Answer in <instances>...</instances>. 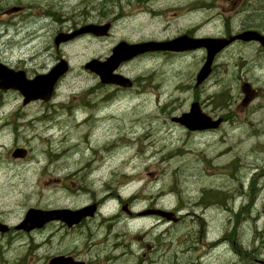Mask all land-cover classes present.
Listing matches in <instances>:
<instances>
[{"label":"rangeland","instance_id":"rangeland-1","mask_svg":"<svg viewBox=\"0 0 264 264\" xmlns=\"http://www.w3.org/2000/svg\"><path fill=\"white\" fill-rule=\"evenodd\" d=\"M32 1L0 0V62L41 73L64 57L69 69L49 102L22 105L17 91L0 89V221L11 227L0 234V264H47L59 253L90 264H135L132 252L121 255L114 242L161 247L157 264H264V48L235 42L216 55L197 87L204 49L123 63L117 72L136 84L108 96L87 91L96 80L83 68L120 40L223 36L253 28L247 25L256 16L264 27V9L255 12L259 0H45L53 18L37 15L38 3L9 12ZM106 22L105 37L54 44L62 27ZM244 81L257 90L246 106ZM192 101L222 117L219 127L190 132L170 120ZM97 108L102 117L80 123ZM18 147L27 154L15 160ZM206 190L222 191V205L201 203ZM90 199L102 200L101 213L74 231L58 222L30 232L12 228L29 208L73 209ZM151 206L187 215L175 224L137 215Z\"/></svg>","mask_w":264,"mask_h":264},{"label":"water","instance_id":"water-1","mask_svg":"<svg viewBox=\"0 0 264 264\" xmlns=\"http://www.w3.org/2000/svg\"><path fill=\"white\" fill-rule=\"evenodd\" d=\"M110 23L105 24H86L70 33L60 32L54 37V44L58 46L69 39L81 34L90 33L95 36H104L108 33ZM236 41L257 42L264 47V32L255 29H243L228 36H199L193 37L187 34H180L166 40H146L141 42H128L120 40L113 46L110 54L104 58H91L84 64V68L95 73L100 82L107 84H116L123 87H130L131 80L115 70L123 62H126L140 54L152 51H171L185 52L195 49H205V59L195 76V86L201 84L211 73L212 64L215 56ZM68 70L66 59L60 58L54 66L46 73L36 74L33 77H26L24 71L14 70L0 62V89L17 90L22 96V103L27 104L31 101L42 100L49 101L55 90L58 79ZM240 92L243 94L241 105L246 106L253 100L257 91L250 83L244 81L241 83ZM170 120L182 125L189 131H205L216 129L222 121V117L213 119L205 114L197 101H193L188 111L182 112L178 116H172ZM26 150L18 147L11 152L13 158L25 157ZM96 210L95 204H90L77 209L53 208L37 209L29 208L23 219L14 226L16 230L29 232L34 229L42 228L51 221H61L70 227L79 223L86 217L94 216ZM140 214H153L165 218L166 220L176 221L172 211L160 208H150ZM9 226L0 222V233L9 230ZM47 264H85L82 261L74 260L69 255H56L51 257Z\"/></svg>","mask_w":264,"mask_h":264},{"label":"flooded vegetation","instance_id":"flooded-vegetation-1","mask_svg":"<svg viewBox=\"0 0 264 264\" xmlns=\"http://www.w3.org/2000/svg\"><path fill=\"white\" fill-rule=\"evenodd\" d=\"M34 3H38L37 4V15L39 16H43L44 18L45 17H49V18H53L54 14L52 12H50V10L47 9L46 5H45V0H38V2L35 1H32V2H23V3H19L18 5H15L13 6L12 8L9 9V12H11V14H18V13H21L23 11V9H28L29 11L33 10L34 8L32 7L34 5ZM32 5V6H31ZM76 27L75 26H70L69 28H63L62 29H65L66 31L65 32H70V31H73ZM109 34V33H108ZM71 41V40H69ZM166 53H169V54H172V55H178V54H183V53H175V52H166ZM154 54V52H150V53H146V54H143L141 56H138V58H142V57H147V56H150ZM13 69H17V70H22L24 71L25 75L27 77H32L33 75L37 74V70L36 68L33 69V73H30L28 71V68H26V66H22V68H13ZM42 73V72H41ZM88 75L92 76L96 82L94 85L90 86L87 91L90 92V90H93L94 93L96 92H100V95H111L112 93L114 92H118V91H125V90H132L136 84L135 80H131L132 82V85L129 87V88H124V87H121L119 85H114V84H105V83H102L98 80V77L95 73L93 72H87ZM111 90H113V92H111ZM106 101L108 99H105ZM105 101V102H106ZM105 102L103 103H99V104H104ZM97 105V104H96ZM104 109L103 108H97V109H94L93 111H91L86 117L83 118L82 122H80L81 124H84L83 121H85L86 119L89 121L90 118H95V120L97 121V117L100 113V116L99 117H102L105 113H104ZM92 121V120H91ZM88 123V122H86ZM87 126H89V124H87ZM110 153L107 152L106 155L108 157ZM102 158L105 156L104 155H101ZM16 160V159H15ZM104 195V194H103ZM89 204H95L96 205V213L99 214L101 213V208H102V200L101 199H90L88 203H85L84 205H89ZM127 204V203H126ZM84 205H81V206H84ZM128 205V204H127ZM79 206V207H81ZM76 208V207H75ZM78 208V207H77ZM173 211L179 215V220L175 223H179L180 221H182V218L184 216L181 215V208L180 209H173ZM132 215V214H130ZM155 217V216H153ZM95 218L94 217H87V218H84L83 220H81L79 223L71 226V227H67L66 225H64L62 222H59V221H56L59 223V225H61V227H65V228H68V230H76L78 227L80 226H83L85 225L88 221L90 220H93ZM158 219V222H164L163 219H159L158 217H155ZM174 224V223H172ZM124 246V244L122 242H114L112 243V248L114 250H122L121 251V255H124L126 254V251L127 250H130L132 253V255L134 256V259H135V264H157L159 263L158 259L155 257V255L157 254V252L159 251H162L161 250V247L157 246V248H144V247H136L135 249L132 250V248H124L122 247ZM163 251H171V249L168 248V250L166 249H163ZM59 254H62V253H59ZM168 254H170L168 252ZM71 255V254H70ZM120 255V256H121ZM172 255V253L170 254ZM75 260H79V261H84L85 264H90V260L87 259V258H84V257H80L79 254H73L71 255ZM173 261V260H172ZM169 263H166V264H172L171 261H168Z\"/></svg>","mask_w":264,"mask_h":264},{"label":"trees","instance_id":"trees-1","mask_svg":"<svg viewBox=\"0 0 264 264\" xmlns=\"http://www.w3.org/2000/svg\"><path fill=\"white\" fill-rule=\"evenodd\" d=\"M210 3H207V2H203L202 1V5L203 6H208ZM264 9V0H259V5L258 7L255 8V12L259 11V10H263ZM254 18V21H255V24L252 25V24H249L247 25L248 27H253V28H256L257 30L259 29H263V25L257 21V19H260L261 17H253ZM219 96H223V93H220ZM224 198H225V195L222 191H218V190H206V191H203L201 192V195H200V202H205L207 200H210V203H223L224 202ZM222 205V204H221ZM14 264V263H12Z\"/></svg>","mask_w":264,"mask_h":264},{"label":"bare ground","instance_id":"bare-ground-1","mask_svg":"<svg viewBox=\"0 0 264 264\" xmlns=\"http://www.w3.org/2000/svg\"><path fill=\"white\" fill-rule=\"evenodd\" d=\"M256 91H257V90H256ZM212 118H213V117H212ZM213 119H215V118H213ZM222 122H223V119H222L221 123H222ZM221 123H220V124H221ZM220 124H219V125H220ZM82 167H83V166H82Z\"/></svg>","mask_w":264,"mask_h":264}]
</instances>
